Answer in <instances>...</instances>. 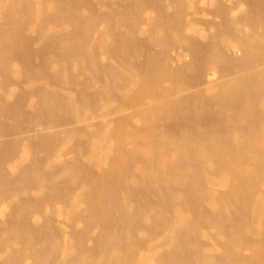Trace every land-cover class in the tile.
Masks as SVG:
<instances>
[{
  "label": "bare ground",
  "instance_id": "bare-ground-1",
  "mask_svg": "<svg viewBox=\"0 0 264 264\" xmlns=\"http://www.w3.org/2000/svg\"><path fill=\"white\" fill-rule=\"evenodd\" d=\"M0 264H264V0H0Z\"/></svg>",
  "mask_w": 264,
  "mask_h": 264
}]
</instances>
